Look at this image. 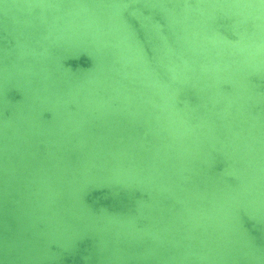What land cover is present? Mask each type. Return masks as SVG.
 Segmentation results:
<instances>
[{
    "label": "water",
    "instance_id": "95a60500",
    "mask_svg": "<svg viewBox=\"0 0 264 264\" xmlns=\"http://www.w3.org/2000/svg\"><path fill=\"white\" fill-rule=\"evenodd\" d=\"M0 264H264V0H0Z\"/></svg>",
    "mask_w": 264,
    "mask_h": 264
}]
</instances>
